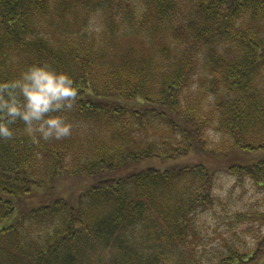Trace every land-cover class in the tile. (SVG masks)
<instances>
[{
  "label": "trees",
  "instance_id": "obj_1",
  "mask_svg": "<svg viewBox=\"0 0 264 264\" xmlns=\"http://www.w3.org/2000/svg\"><path fill=\"white\" fill-rule=\"evenodd\" d=\"M154 33L172 45L113 52ZM35 64L73 77L72 107L46 114L72 130L18 118L0 137V264H264L260 234L198 250L197 225L220 201L210 170L264 186V0H0V83Z\"/></svg>",
  "mask_w": 264,
  "mask_h": 264
},
{
  "label": "rangeland",
  "instance_id": "obj_2",
  "mask_svg": "<svg viewBox=\"0 0 264 264\" xmlns=\"http://www.w3.org/2000/svg\"><path fill=\"white\" fill-rule=\"evenodd\" d=\"M102 29L103 26L100 24L98 18H94L88 28L92 36H99ZM123 29H120V32ZM151 36L153 37H144L143 35L119 36L113 52L121 57L128 54L131 57H149L154 54L155 50L157 51L162 46H168L172 43L171 39L164 38L166 37L164 34L154 33ZM196 78L197 83L195 86L198 89L202 88V84H207L208 75L205 72ZM208 98V103L214 100V96L212 95H209ZM216 139L218 140L215 137ZM197 161L198 159L196 157L189 156L180 159L174 165L177 167L193 165ZM155 165L158 167L161 163L156 162ZM227 169L228 166L221 165L212 171L210 170L211 173L215 172L216 184L214 193L220 201L214 208H203L199 210L197 218V225L200 229L198 250H202L203 248L210 250L218 246V239L223 234L229 235L231 228L237 234V238L228 236L233 244H245L250 248L255 245L256 234H260L261 238L264 237V186L259 187L247 179L236 181L229 175ZM64 184V188L65 186L67 188L68 185L72 187L69 182H64ZM241 220L246 223H241ZM198 250L195 251L198 255L197 259L205 262L207 260V254H203Z\"/></svg>",
  "mask_w": 264,
  "mask_h": 264
},
{
  "label": "clouds",
  "instance_id": "obj_3",
  "mask_svg": "<svg viewBox=\"0 0 264 264\" xmlns=\"http://www.w3.org/2000/svg\"><path fill=\"white\" fill-rule=\"evenodd\" d=\"M77 93L78 88L68 72L41 64L29 66L21 77L0 83V137L13 136L10 125L18 118L25 121L30 134L39 132L45 139L70 135V122L62 116L46 114L53 108H71ZM34 139L38 138L34 136Z\"/></svg>",
  "mask_w": 264,
  "mask_h": 264
}]
</instances>
